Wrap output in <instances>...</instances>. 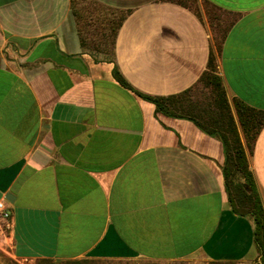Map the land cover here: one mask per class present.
Wrapping results in <instances>:
<instances>
[{
  "label": "crops",
  "instance_id": "1",
  "mask_svg": "<svg viewBox=\"0 0 264 264\" xmlns=\"http://www.w3.org/2000/svg\"><path fill=\"white\" fill-rule=\"evenodd\" d=\"M96 1L126 15L104 55L83 43L73 0H0V200L15 257L262 264L253 215L229 199L225 140L143 95L195 85L223 28L228 95L264 112V0ZM239 130L264 204V125L252 147Z\"/></svg>",
  "mask_w": 264,
  "mask_h": 264
},
{
  "label": "trees",
  "instance_id": "2",
  "mask_svg": "<svg viewBox=\"0 0 264 264\" xmlns=\"http://www.w3.org/2000/svg\"><path fill=\"white\" fill-rule=\"evenodd\" d=\"M93 1L118 14V20L110 27V33L107 34L108 32H106V30L103 31L101 40L102 42L107 35L111 36L113 49L118 28L126 15L124 12L121 13L113 8L103 6L96 0ZM181 1L188 4L183 0ZM73 9L79 22L83 43L86 46L87 44L82 31L78 8L76 7V0H73ZM99 45V51L102 52L107 50L106 42L105 44L101 43ZM220 51L221 44L217 46V51H211L207 70L202 74L195 85L180 94L166 97H150L139 92L137 93L155 101L157 106L164 111L194 119L203 128L207 129L209 132L219 134L225 140L228 148V160L225 174L229 199L234 212L241 215H253L256 224L255 240L261 253L262 264H264V204L255 182L253 172L250 169L246 147L242 141L239 130V124H241L247 139V144L249 147H252L255 138L264 125V112L256 110L242 101L236 100L235 104L239 117V119L236 120L223 78L217 70V53H220ZM114 75L121 84L128 86V82L117 68L114 70ZM200 84H203L207 88L211 87L210 92H195L196 87ZM239 175L241 176V181L236 182L235 176ZM232 186H234L233 191ZM57 261L61 264H67L79 260Z\"/></svg>",
  "mask_w": 264,
  "mask_h": 264
},
{
  "label": "rangeland",
  "instance_id": "3",
  "mask_svg": "<svg viewBox=\"0 0 264 264\" xmlns=\"http://www.w3.org/2000/svg\"><path fill=\"white\" fill-rule=\"evenodd\" d=\"M188 4L192 5L197 10L200 9V5L198 0H185ZM76 7L78 8L79 17L81 20V27L82 31L86 40L87 49H89L93 53H104L109 54L112 50L111 40L112 37L107 35L106 38L102 40L103 31L106 30L110 33V27L116 23L118 20V14L115 13L113 10H109L105 7H102L100 4H96L93 0H76ZM104 28V30H103ZM222 30L217 33L216 38V46L221 44V36ZM107 43V50L99 51L98 48L100 47L99 44ZM103 54V55H104ZM101 55V54H100ZM218 72L219 68H217ZM211 87L207 88L203 84H200L196 87L195 92H210ZM228 95V92H227ZM233 113L236 117V120L239 119L237 109H236V99L231 100L228 95ZM239 122V121H238ZM241 126V124H240ZM243 130V129H242ZM244 132V131H243ZM235 181H241V176H235ZM234 186H232V191ZM0 264H61L57 260H47V259H34V260H21L15 257L11 246L9 245L6 238H3L0 241ZM66 264V263H63ZM67 264H204L201 261H189V260H176L171 262H155L143 259H126V260H102V259H90V258H83L77 262H70ZM229 264H236V263H229ZM251 264H260L257 260L251 262Z\"/></svg>",
  "mask_w": 264,
  "mask_h": 264
},
{
  "label": "built area",
  "instance_id": "4",
  "mask_svg": "<svg viewBox=\"0 0 264 264\" xmlns=\"http://www.w3.org/2000/svg\"><path fill=\"white\" fill-rule=\"evenodd\" d=\"M6 199L0 200V241L6 237L10 228L8 224V218L10 216Z\"/></svg>",
  "mask_w": 264,
  "mask_h": 264
},
{
  "label": "water",
  "instance_id": "5",
  "mask_svg": "<svg viewBox=\"0 0 264 264\" xmlns=\"http://www.w3.org/2000/svg\"><path fill=\"white\" fill-rule=\"evenodd\" d=\"M12 196V194L11 193H8L7 195H6V198H7V200H9V201H13V198L11 197Z\"/></svg>",
  "mask_w": 264,
  "mask_h": 264
}]
</instances>
